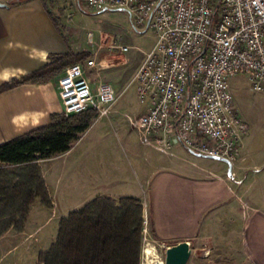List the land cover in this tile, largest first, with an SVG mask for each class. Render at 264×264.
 Wrapping results in <instances>:
<instances>
[{
    "label": "crops",
    "instance_id": "crops-1",
    "mask_svg": "<svg viewBox=\"0 0 264 264\" xmlns=\"http://www.w3.org/2000/svg\"><path fill=\"white\" fill-rule=\"evenodd\" d=\"M0 4L7 6L0 7V88L69 52L84 53L68 48L57 12L50 10L45 0H0ZM101 54L97 56L99 61L92 59L98 70L86 72L87 77L96 83L107 80L116 90L111 78L96 71L105 70V62L121 56ZM63 73L41 84L26 83L0 92V145L49 125L52 115L62 114L55 86ZM100 121L97 118L67 153L48 160L51 166L43 178L53 208L34 203L20 233L26 241L23 252L36 254L39 262L38 255L47 253L56 242L62 219L97 198L114 201L120 196L144 201L154 238L167 248L182 242L192 246L195 240L211 238L215 233L212 230L226 220L236 223L235 234L227 236H236L249 264H264V150L257 138L251 134L244 138L240 156L231 165L213 159L218 162L215 168L206 169L185 154H175L177 143L163 153L168 159L166 164H156L151 171L146 164L134 173L128 169V161H117V144L110 142L112 138L107 134H97L96 145L84 144L87 133L102 128ZM60 186H76L75 196L66 189L59 201ZM130 186L137 187L136 194ZM146 188L148 197L144 199ZM35 210L41 217L31 223ZM53 223L54 230L44 232ZM40 232L44 233L42 239ZM13 233L18 234L9 230L0 237V243H9Z\"/></svg>",
    "mask_w": 264,
    "mask_h": 264
},
{
    "label": "built area",
    "instance_id": "built-area-1",
    "mask_svg": "<svg viewBox=\"0 0 264 264\" xmlns=\"http://www.w3.org/2000/svg\"><path fill=\"white\" fill-rule=\"evenodd\" d=\"M83 2L95 12L127 11L137 26L155 33L134 79L146 106L135 125L145 139L165 152L180 143L198 155L237 161L250 127L234 106L230 80L245 76L253 92L264 94V0ZM117 50L130 52L128 46ZM95 70L97 62L88 60L57 80L65 116L96 111L98 119L109 117L118 93L87 77Z\"/></svg>",
    "mask_w": 264,
    "mask_h": 264
},
{
    "label": "rangeland",
    "instance_id": "rangeland-1",
    "mask_svg": "<svg viewBox=\"0 0 264 264\" xmlns=\"http://www.w3.org/2000/svg\"><path fill=\"white\" fill-rule=\"evenodd\" d=\"M45 2L50 10L57 12L58 21L63 29L65 38H67L68 48L74 50V52H84L90 55L83 62H87L93 58L99 61L97 59L98 53H102L103 56L109 54L120 55L118 54L117 48L121 46H128L130 48L128 54L120 55L121 58L113 57L108 63L105 62L103 64L106 68L105 70L96 71L101 75L105 73L104 76L106 79L111 78L114 81L113 83L116 86L119 100L111 110L109 117L101 119L100 124H102V128L87 133L85 137L87 138L86 143L84 144L97 143L95 138L97 134H107V136L112 138L110 142L117 144L116 151L119 153L117 155V161H126L125 163L128 161V169L130 170L131 168L134 173L142 167L145 168L146 164L150 171L156 164H166L168 159L163 154L165 151L157 148L158 146L153 140L145 139L135 125V122L143 115L146 106L142 105L138 100L134 79L144 59V55L150 52L156 44L153 30L147 26H137L129 12L116 8L95 12L83 0H45ZM89 33L92 34V39L89 38ZM89 52L93 55L91 56ZM91 79L95 81L92 77ZM106 81L104 80V82ZM230 86V93H232L235 100L234 106H236L238 112L243 117L242 119L249 125V134L260 141L259 144L263 146L262 149L264 150V94L253 92L245 76L232 78L230 80ZM95 143L92 145H96ZM89 150H92V148L90 147ZM173 152L177 155L185 154L189 159L210 170H213L218 163L213 159L198 157V155L187 150L186 147H182L181 144L175 146ZM47 162L41 161L39 163L42 176L44 171H47L51 166ZM57 164L59 165L61 163L59 162ZM130 188L133 193H137V187L130 186ZM66 189L71 190L69 195L75 196L74 189H76V186H60L59 201L63 198V192ZM143 193L144 199L147 198V188ZM71 199L75 203L74 197ZM120 199V196H117L114 202L119 203L118 200ZM110 200L112 201V199ZM141 202L143 204L144 201ZM147 202L149 205L148 199ZM73 207L76 208V206ZM147 209V207H144L143 212V251L146 248H150L153 252L152 256L148 259L142 251V264H150L151 260H153L151 264H164L166 259L165 250L168 248L152 238L150 214L148 216ZM39 216L40 213L35 210L31 223L37 220ZM147 220L148 222L145 224ZM223 223L218 224L217 228L212 230L215 233L211 238L204 237L194 241L191 246L192 255L187 264H249L242 251L239 240L236 236H233L236 232V223H229L226 220ZM25 226L26 224L24 225V229ZM55 226L56 224H51L48 228L46 227L44 232H47V229L52 232ZM20 233H13V237H10L9 243L7 241L6 243H0V264L38 263L36 254L25 253L26 251L23 252L24 247L22 246L26 241L24 240V235H20ZM228 233L233 235L228 237ZM40 234L39 237L42 239L44 233L40 232ZM11 243H13V246ZM8 245L10 250L7 251Z\"/></svg>",
    "mask_w": 264,
    "mask_h": 264
},
{
    "label": "trees",
    "instance_id": "trees-1",
    "mask_svg": "<svg viewBox=\"0 0 264 264\" xmlns=\"http://www.w3.org/2000/svg\"><path fill=\"white\" fill-rule=\"evenodd\" d=\"M89 57L88 53L69 52L6 84L0 92L47 82ZM97 117L96 111L72 117L54 114L49 125L0 145V237L9 230L22 232L34 203L53 208L39 163L71 150ZM118 201L97 198L67 215L59 224L56 242L47 253L38 255V264H142L143 204L127 197Z\"/></svg>",
    "mask_w": 264,
    "mask_h": 264
},
{
    "label": "water",
    "instance_id": "water-1",
    "mask_svg": "<svg viewBox=\"0 0 264 264\" xmlns=\"http://www.w3.org/2000/svg\"><path fill=\"white\" fill-rule=\"evenodd\" d=\"M1 8L7 7L6 5L0 4ZM191 153L198 155L195 152L190 151ZM205 157L208 159H211L209 156H204L199 154L198 157ZM215 159V158H212ZM219 161H223L225 163H228L231 165V162L225 159H215ZM166 251V259L164 264H187L188 261H190L191 255H192V250H191V245L189 242H182L179 243L175 246L169 247Z\"/></svg>",
    "mask_w": 264,
    "mask_h": 264
},
{
    "label": "bare ground",
    "instance_id": "bare-ground-1",
    "mask_svg": "<svg viewBox=\"0 0 264 264\" xmlns=\"http://www.w3.org/2000/svg\"><path fill=\"white\" fill-rule=\"evenodd\" d=\"M148 245H149V244H148ZM148 245H147V246H148ZM151 250H152V249H150V248H146V249L143 251L144 254H145V257L148 258V259H149V257L152 256V252H153V251H151ZM153 255H154V254H153ZM152 261H153V260H151L150 264L152 263ZM148 264H149V263H148Z\"/></svg>",
    "mask_w": 264,
    "mask_h": 264
}]
</instances>
